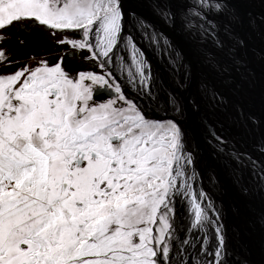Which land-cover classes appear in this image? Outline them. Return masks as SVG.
I'll list each match as a JSON object with an SVG mask.
<instances>
[{"label": "snow or ice", "instance_id": "6c2138e0", "mask_svg": "<svg viewBox=\"0 0 264 264\" xmlns=\"http://www.w3.org/2000/svg\"><path fill=\"white\" fill-rule=\"evenodd\" d=\"M0 264H264V0H0Z\"/></svg>", "mask_w": 264, "mask_h": 264}]
</instances>
